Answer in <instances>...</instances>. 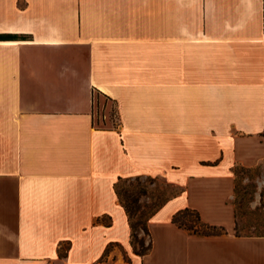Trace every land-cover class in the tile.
I'll list each match as a JSON object with an SVG mask.
<instances>
[{"label":"crops","instance_id":"0c3cea01","mask_svg":"<svg viewBox=\"0 0 264 264\" xmlns=\"http://www.w3.org/2000/svg\"><path fill=\"white\" fill-rule=\"evenodd\" d=\"M0 34L21 35L0 39V264H264L234 231V167L264 160V0H0ZM135 177L179 189L145 255L115 189Z\"/></svg>","mask_w":264,"mask_h":264},{"label":"rangeland","instance_id":"374dc122","mask_svg":"<svg viewBox=\"0 0 264 264\" xmlns=\"http://www.w3.org/2000/svg\"><path fill=\"white\" fill-rule=\"evenodd\" d=\"M109 107L111 103L107 104ZM111 118L118 122V115H113L109 109ZM235 174V216L236 226L234 231L238 235L264 234V160L253 167H246L237 164L234 167ZM121 190L135 188L143 189L144 194H138L140 210L149 213L150 208L160 204L172 197L179 191L178 187L167 183L162 178L135 177L123 180L119 183ZM135 216V221L139 220ZM184 220L188 225L195 228H202L201 222L192 211L185 213ZM203 229V228H202ZM224 232V231H223ZM140 235L148 241V236L140 231Z\"/></svg>","mask_w":264,"mask_h":264},{"label":"trees","instance_id":"16d2710c","mask_svg":"<svg viewBox=\"0 0 264 264\" xmlns=\"http://www.w3.org/2000/svg\"><path fill=\"white\" fill-rule=\"evenodd\" d=\"M18 37H21V35L0 34V39H17ZM112 114L117 115L116 108L113 109ZM126 179L119 178V180L115 183V189L120 202L125 207L129 216V222L131 227V245L133 246L134 252L140 255H145L149 253L152 249V238L148 226L149 220L167 199L161 202L160 204L151 207L149 213L142 212L141 215H137V212L140 210L141 207L139 204L138 194H144L145 191L143 189L135 190V188L125 189L124 191L121 190L119 188V183ZM190 211L194 212L198 217V220L201 222V217L199 213L189 208L180 210L179 212L175 213L173 216V222L179 225L180 227L188 229L191 233L197 235H218L222 234L223 231H225V228L222 226L211 225L204 222L201 223L203 229L191 228L188 225L187 220H184L185 213H188ZM136 215L139 217V220L137 221H135ZM140 231H143L144 234L148 236V241H146V239L140 235Z\"/></svg>","mask_w":264,"mask_h":264}]
</instances>
